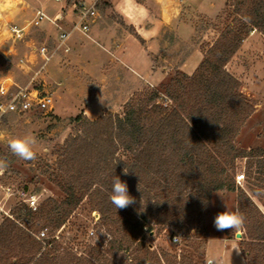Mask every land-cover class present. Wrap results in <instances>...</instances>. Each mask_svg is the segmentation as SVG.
Masks as SVG:
<instances>
[{"label":"trees","instance_id":"1","mask_svg":"<svg viewBox=\"0 0 264 264\" xmlns=\"http://www.w3.org/2000/svg\"><path fill=\"white\" fill-rule=\"evenodd\" d=\"M227 5L232 7V21L192 75L178 70L162 84L163 92L152 89L133 95L124 104L122 114L94 121L82 113L74 118L87 129L84 135L69 138L58 150L56 182L64 198H48L36 210L24 203L15 207L16 219H7L0 226V264H55L49 258L53 250L48 246L85 199L100 213L111 239L114 232L121 235L125 242L118 248L137 256L139 264H196L187 254L152 250L144 243L145 234L166 226L183 236L184 232L188 234L196 227L197 219L202 221L203 210L214 192L238 188V158H249L250 175H264V152H248L237 146L240 130L254 106L241 91L240 81L225 68L251 30L264 35V0H231ZM101 127L109 134L105 146L102 136L95 133ZM95 141L102 143L99 161L88 160L85 168L80 167L74 174L66 167L72 153L82 150L84 154L85 147L93 146ZM159 158L163 163L160 171L154 165ZM115 176L127 183L129 194L135 198V203L125 209H116L109 199ZM252 193L257 196L258 192ZM237 210L246 217L241 252L248 264H264V212L242 189ZM36 219L44 220L47 230V226L52 228L44 235V253L42 243L27 231ZM14 249L17 258L9 254ZM110 249L107 255L111 258L97 260L113 264L111 259L118 254L115 247ZM78 261L89 264L88 260Z\"/></svg>","mask_w":264,"mask_h":264},{"label":"rangeland","instance_id":"2","mask_svg":"<svg viewBox=\"0 0 264 264\" xmlns=\"http://www.w3.org/2000/svg\"><path fill=\"white\" fill-rule=\"evenodd\" d=\"M77 1L80 0L59 2L56 0H0V85L9 83L14 87H24L39 84L40 89L52 92L54 97V106L49 111L7 114L0 119V159L8 162L7 169L0 174V226L7 219H16L14 209L20 204L19 192L21 190L29 195L37 196L38 207L43 206L48 198L58 201L64 198V193L56 182V175L59 172L56 170L59 161L58 150L69 138L85 134L86 125L83 126L82 122L74 121V118L81 113L84 114L83 111L78 112L84 103L83 99L87 93H93L96 88L95 85L86 83L85 80L81 82L76 75V78L67 75L64 72L66 64L53 63L44 56V45L50 52L55 49L57 43V40L53 41L55 40L54 34L50 35L48 31V27L52 26L49 22L45 24L43 22L39 27H27L21 38H16L10 31V27L26 26L37 10L44 9V2L55 7L61 4L63 11L71 13L73 4ZM85 1L90 2L91 0ZM230 1L226 0L219 8L216 7L211 16L208 15L207 10L206 14L203 10L192 12L188 24H191L194 34L191 37L171 35L167 40V47L155 59L157 66H167L166 70H169L164 79L155 87L144 86L134 95L152 89H159L163 92L162 84L167 83L169 78L179 70L178 66L190 50L201 47L203 51H207L224 27L233 19L232 7L227 5ZM103 7V0H98V14L101 13ZM252 32L256 34L251 36ZM48 35L51 36L50 41H47ZM52 54L49 55L52 56ZM225 68L240 81L241 91L254 106V112L240 130L237 146L248 152H264V35L256 29L251 30ZM123 110L124 105L117 111L106 110L97 118L92 119L85 116L94 121L109 115L122 114ZM95 133L99 137L102 136L103 145H107V142H104L109 138L106 128H98ZM25 134H31L37 141L34 149L37 156L32 161L18 158L8 147L10 139ZM102 143L97 144L95 141L93 146L85 147L84 154L82 150L74 151L72 156L68 157L69 162L67 161L68 166L66 167L76 174L75 170L80 167L85 168L88 160H92V163L99 161L103 154L100 148ZM160 159L154 164L155 169L159 171L163 168ZM174 159H176L175 156ZM171 164L169 163L170 166ZM248 167L249 158L236 160V173H244L245 181L242 185L236 181V188H238L235 191L214 192L203 210L202 221L197 219L196 227L192 228L188 234L184 232L180 242L172 240V236L179 232L172 226H166L161 231L155 227L153 233L147 232L143 238L144 243L152 250L164 249L172 254H187L196 264H206L207 258L217 251L223 253L224 264H248L247 257L242 252L244 261H241L238 254L233 251H228V257L224 260V251L230 248L234 241H237L240 249V242L245 231L237 236L232 233V230L217 231L214 227V218L218 213L237 210L238 195L241 189L247 190L264 212V175L259 173L250 175ZM251 189L262 194L255 196ZM32 226L27 231L42 243L41 253H44L46 244L44 241L47 240H44V237L39 239V237L42 230L49 234L52 228L47 226V230L44 227V220L40 219H36ZM108 233L109 231L102 225L100 213L93 210L89 201L85 199L56 232V239L48 246L53 250L49 258L51 261L55 260V264H80L78 260H88L89 264H106L101 260L107 256L111 258L107 255V251L115 247L118 255L111 259L113 264L122 262L139 264V260L135 259L137 256H130L118 248L125 242L121 241L123 240L121 235L114 232V239H111ZM97 249L100 253L96 251ZM9 254H12L14 258L19 257L15 249ZM99 257L104 258L97 260Z\"/></svg>","mask_w":264,"mask_h":264},{"label":"crops","instance_id":"3","mask_svg":"<svg viewBox=\"0 0 264 264\" xmlns=\"http://www.w3.org/2000/svg\"><path fill=\"white\" fill-rule=\"evenodd\" d=\"M225 1L103 0L104 7L92 23L88 35L73 32L67 41L70 51L53 49L49 52H54L49 61L66 64L64 72L67 75L73 78L76 75L81 82L85 80L96 86L93 93L86 94L78 112L83 111L88 117L97 118L106 110L122 108L144 86H157L169 71L167 66L155 64L158 54L167 47V40L171 35L191 37L194 30L188 24L190 14L198 10L206 14L207 10L211 16L215 8ZM43 11L52 17L62 12L65 27H69L74 19L73 10L66 13L61 4L55 7L44 2ZM48 29L50 35L54 34L53 41H56L58 30L53 25ZM255 34L252 32L251 36ZM50 35L47 41L51 40ZM205 52L201 47L190 50L178 69L192 75L203 61ZM74 107L78 109L76 105ZM228 251L235 252L244 261L237 241L224 251V260Z\"/></svg>","mask_w":264,"mask_h":264},{"label":"built area","instance_id":"4","mask_svg":"<svg viewBox=\"0 0 264 264\" xmlns=\"http://www.w3.org/2000/svg\"><path fill=\"white\" fill-rule=\"evenodd\" d=\"M59 1V0H58ZM98 0H91L90 2L80 0L74 2L73 12L74 19L69 27L63 26L64 16L59 12L56 16H49L43 10H37L35 16L24 27H10V31L16 38H21L27 27H39L43 22H49L58 30V39L55 50H63L64 52L70 51L68 39L70 35L77 31L88 35L92 23L98 16L97 11ZM37 50V48H35ZM54 50V51H55ZM54 53V52H52ZM51 53L44 45V56L49 60ZM23 61V60H22ZM11 106V108H9ZM54 106L53 93L39 88V84H32L30 86H16L13 84L4 83L0 85V108L7 109L0 112V119L7 114H26L35 111H49ZM245 174L240 173L236 175V181L242 185L245 181ZM10 190V188H8ZM20 203L26 204L29 208L36 210L38 208V197L29 195L24 190L19 192ZM45 231H41V237H44ZM182 234L176 233L172 236L174 242L182 240Z\"/></svg>","mask_w":264,"mask_h":264},{"label":"clouds","instance_id":"5","mask_svg":"<svg viewBox=\"0 0 264 264\" xmlns=\"http://www.w3.org/2000/svg\"><path fill=\"white\" fill-rule=\"evenodd\" d=\"M11 108V106H9ZM7 109L0 108V112ZM37 144L36 138L31 134H25L21 137H16L8 141V147L13 155L25 161H32L36 159L37 153L34 150ZM8 167V162L0 159V174H2ZM124 173L128 171L124 169ZM262 193H257L260 195ZM111 203L116 209H125L135 203V198L129 194L128 185L122 181L118 176H115L112 182L111 195L109 197ZM206 203V202H205ZM246 217L239 210H226L218 213L214 218V227L217 231L232 230L239 236L245 229ZM95 235V233H92ZM206 264H224L223 253L217 251L210 255Z\"/></svg>","mask_w":264,"mask_h":264}]
</instances>
